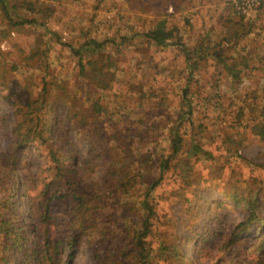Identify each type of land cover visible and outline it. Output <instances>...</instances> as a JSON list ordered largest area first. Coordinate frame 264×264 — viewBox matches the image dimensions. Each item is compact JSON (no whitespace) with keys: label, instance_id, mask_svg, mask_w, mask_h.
<instances>
[{"label":"rangeland","instance_id":"374dc122","mask_svg":"<svg viewBox=\"0 0 264 264\" xmlns=\"http://www.w3.org/2000/svg\"><path fill=\"white\" fill-rule=\"evenodd\" d=\"M5 1L9 16L0 7V201L10 200L5 215L16 218V195L40 187L35 182L45 166L33 143L16 155L12 102L35 98L47 84L54 102L49 107L55 114L46 115L54 122L53 136L64 150H70L68 155L75 153L84 184L104 189L103 199L109 202L102 207L104 218L98 230L107 228L111 239L118 237L117 244L127 241L125 221L135 222L138 215L122 207L113 182L108 185V156L90 154L84 136L70 131L68 108L62 100L69 97L79 106L92 97L102 99L109 114L101 117V123L107 128L111 119L109 130L125 138L118 150L134 157L152 153L156 158L168 148L169 122L182 114L189 56L198 63L190 76L194 124L184 122V126L189 138L213 154L196 163L190 185L169 172L156 188L153 253L164 242L180 256L169 250L166 255L172 258L162 264H264V231L255 237L256 224L249 237L229 250L223 246L235 226L252 214L249 199L240 195L239 202L233 199V185L246 195L245 189L252 188L250 199H259L257 211L264 218V143L248 128L255 114L245 109V116H240L241 106L264 103V2L244 17L234 9V0ZM33 17L36 21L28 22ZM23 20L21 27L16 25ZM160 20L173 30L168 45L154 44L147 36ZM88 38L106 41L104 59L117 63L118 81L106 91L92 89L79 78L68 46ZM35 48L39 53L32 57ZM227 136L244 138L238 150ZM148 164L159 176L154 160ZM258 189L263 193L256 195ZM138 190L137 195L143 188ZM28 202L29 197H23L25 208ZM91 243L84 240L74 257L62 264H98ZM5 252L0 250V255ZM5 255L16 263L15 251L7 250ZM182 256L186 262L178 259Z\"/></svg>","mask_w":264,"mask_h":264},{"label":"trees","instance_id":"16d2710c","mask_svg":"<svg viewBox=\"0 0 264 264\" xmlns=\"http://www.w3.org/2000/svg\"><path fill=\"white\" fill-rule=\"evenodd\" d=\"M0 7L6 16H9L5 0H0ZM35 21L34 17L28 19L30 23ZM25 22L18 21L16 25L21 24V27ZM147 36L154 44L168 45L174 35L173 30L167 28L166 21L160 20L147 32ZM105 44L106 41L88 38L80 45H68L79 68V78L84 79L97 91H106L118 81L117 63L104 59L102 54ZM38 53V49H32L31 56L35 57ZM186 60L190 76H193L198 63L192 61L189 56ZM190 76L181 97L182 114L168 125V148L156 158L152 153H142L134 157L118 150L125 138L109 130L111 119L107 128L101 123V117L109 114V107L102 103V99L92 97L87 103L83 102L79 106L71 102L69 97L62 100L68 108L66 122L70 125V131L84 136L90 154L94 152L96 156H108V185L113 182L115 191L122 198V207L128 206L129 210L138 215V219L135 216L137 221L132 223L125 219L124 225H128L130 238L119 244L115 242L117 236L113 239L109 237L107 228L98 230L99 222L104 218L102 207L109 203L103 199L104 189L94 186L91 188L84 184L75 153L68 155L70 150H64L60 139H56L52 134L54 122L51 117H46L47 114H55L54 109L49 107H53L50 105L53 102L50 101L51 88L44 84L35 98L26 102H12L15 119L12 133L16 155L18 156L17 152L22 154L27 145L33 143L39 157L44 158L45 166L41 169V177L35 182L40 187L33 188L38 190L36 194H31V190L28 195L26 192L16 195V218L4 213L9 208L10 200L0 201V250L15 251V264H62L64 259L69 261L74 257L84 240L92 242V255L98 264H162L161 262L170 261L172 257L168 259L166 254L173 249L174 255L180 256L177 249H171L164 242L160 243V248L154 254L151 238L155 235V220L158 216V202L154 192L164 181L165 175L169 172L177 173L190 185L191 172L196 163L207 161L213 154V151L196 142L195 138H189V130L184 126V122H188L190 126L194 124L192 99L189 96ZM245 109L255 114L252 124L248 126L251 134L264 143V103L252 102L249 106H241L240 111L244 112L240 116H245ZM114 128L119 130L117 124H114ZM243 139L226 137L227 142L234 145V150L239 149ZM153 160L159 176H155L148 167V163ZM17 185L16 181V188ZM233 186L236 189V193L232 195L233 199L239 202V195L245 200L249 199L247 205L251 206L252 214L237 224L226 237L223 246L227 250L242 241L243 237L247 238L252 234V224H256L255 237L264 231V218L257 211L259 199H250L254 196L252 188L245 189L246 195L244 189L238 185ZM139 187H142L143 191L137 195ZM262 193V189L255 192L256 195ZM25 196L29 197L26 208L23 204ZM5 253L0 255V264H14ZM178 259L186 262L185 256Z\"/></svg>","mask_w":264,"mask_h":264},{"label":"built area","instance_id":"2783aa9c","mask_svg":"<svg viewBox=\"0 0 264 264\" xmlns=\"http://www.w3.org/2000/svg\"><path fill=\"white\" fill-rule=\"evenodd\" d=\"M264 0H234V9L244 17H250Z\"/></svg>","mask_w":264,"mask_h":264}]
</instances>
